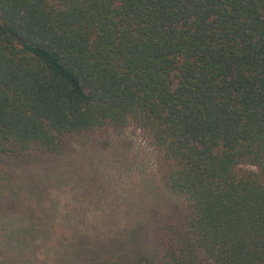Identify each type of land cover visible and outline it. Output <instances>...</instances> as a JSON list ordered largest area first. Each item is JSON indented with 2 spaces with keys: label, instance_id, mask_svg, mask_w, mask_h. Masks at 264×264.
<instances>
[{
  "label": "trees",
  "instance_id": "trees-1",
  "mask_svg": "<svg viewBox=\"0 0 264 264\" xmlns=\"http://www.w3.org/2000/svg\"><path fill=\"white\" fill-rule=\"evenodd\" d=\"M129 128L187 208L151 264H264V0H0V164Z\"/></svg>",
  "mask_w": 264,
  "mask_h": 264
},
{
  "label": "rangeland",
  "instance_id": "rangeland-1",
  "mask_svg": "<svg viewBox=\"0 0 264 264\" xmlns=\"http://www.w3.org/2000/svg\"><path fill=\"white\" fill-rule=\"evenodd\" d=\"M42 160L0 164V264H151L156 229L186 214L134 128L77 138Z\"/></svg>",
  "mask_w": 264,
  "mask_h": 264
}]
</instances>
